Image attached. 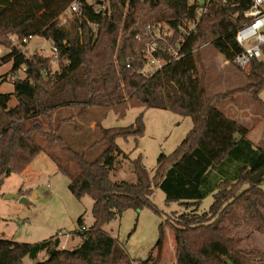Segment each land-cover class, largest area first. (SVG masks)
I'll return each mask as SVG.
<instances>
[{
  "label": "trees",
  "instance_id": "1",
  "mask_svg": "<svg viewBox=\"0 0 264 264\" xmlns=\"http://www.w3.org/2000/svg\"><path fill=\"white\" fill-rule=\"evenodd\" d=\"M74 1L81 2L82 15L61 25L59 16ZM250 5L251 0L213 5L187 40L185 56L146 76L141 71L147 64V44L152 41L148 27L167 24L175 29L184 21L194 20L196 12L185 0H108L107 4L0 0V46L11 50L4 62H12L9 75L0 78V88L26 70L25 78L12 82V94L0 92V186L5 178L22 174L45 154L68 175L69 190L75 198L89 196L94 201V225L86 228L83 217L78 220L81 231L77 235L82 242L76 248L59 249L58 237L37 244L1 239L0 264H23L26 258L35 261L42 253L47 258L36 264H133L126 249L104 227L128 210L159 213L152 201L155 188L164 192L167 203L195 206L167 221L176 241L174 264H264V253L244 248L243 239L235 232L248 217L255 223L256 232L264 236V191L252 182V176L264 167V149L256 148L248 139L249 130L219 109L228 94L208 93L202 57L203 48L211 44L232 64L241 51L235 34L246 22L243 13ZM100 7L104 9L98 12ZM11 36L20 46L30 37L49 40L58 49L59 59L37 54L27 57ZM262 51L263 59L252 62L247 87L235 93L244 91L260 100L264 92V46ZM156 56L166 58L164 52ZM55 62L60 70L52 72ZM12 98L17 99L15 107H10ZM131 100L146 109L189 117L193 124L171 155L159 157L152 178L141 156L131 161L136 184L114 181L111 174L118 158L128 157L117 140L136 138L137 142L144 136L143 113L126 128L106 129L95 121V132L108 146L92 162L86 154L66 145L60 136L61 123L56 122L58 112L64 109H76L82 115L89 107L116 106ZM52 147H59L76 162L80 169L77 177L69 176L61 167L59 157L50 151ZM212 193L210 210L199 213V204ZM164 245L161 225L153 251L156 256L151 254L142 264H160Z\"/></svg>",
  "mask_w": 264,
  "mask_h": 264
},
{
  "label": "rangeland",
  "instance_id": "2",
  "mask_svg": "<svg viewBox=\"0 0 264 264\" xmlns=\"http://www.w3.org/2000/svg\"><path fill=\"white\" fill-rule=\"evenodd\" d=\"M88 3H108V0H87ZM95 31L97 27H93ZM10 39L21 48L15 36ZM13 45V46H14ZM52 43L42 37H35L29 41L27 57L39 54L43 49L50 53ZM11 50L0 46V78L9 75L12 62H4ZM203 62L206 66V84L210 95L228 94V98L219 104V109L229 118L242 124L249 130L248 139L256 148L264 149V92L260 100L252 98L244 91L248 85V71L239 69L236 65L226 64V60L213 45H207L202 50ZM55 62L52 72L59 71ZM18 76L25 78L24 72ZM1 93L14 92L13 83L6 82L0 88ZM134 100L116 106L89 107L83 114L79 110L64 109L58 112L57 123H61L60 136L68 147L78 153L86 154L87 160H97L107 149V144L101 142V134L90 127L93 120L101 122L104 128H126L133 125L137 117L143 113L145 134L143 137L117 140L118 146L128 156L118 158V164L112 171L111 178L117 182L137 183L131 161L142 157V163L152 178L155 174L158 159L161 155H171L183 142L192 129V120L182 117L169 110L146 109L134 104ZM17 105V99L12 98L10 107ZM76 113V114H75ZM75 114V116H73ZM73 116L70 121H62ZM50 151L59 157L61 167L71 177L80 174L79 166L59 147H52ZM71 180L61 172L45 154L38 156L22 174H13L3 180L0 186V240H12L17 243L37 244L52 240L56 237L62 240L59 249L72 250L82 242L77 235L80 230L78 220L83 217L86 228L94 225L92 208L94 201L85 196L81 200L75 198L70 190ZM264 191V182L260 184ZM24 196H21L20 190ZM7 195L18 196V199H6ZM25 198L22 203L20 198ZM152 201L159 213L150 209L141 211L128 210L120 218L113 220L104 227L106 233L116 239L127 251L133 264H142L151 254L160 237V226H164L165 245L160 264H174L176 255V241L174 232L167 221H174L180 214L195 209L179 202H166L164 192L154 189ZM214 202L213 193L204 199L198 207L199 213L210 210ZM264 213V210H263ZM239 238L243 239V247L260 250L264 253V236L256 232L255 223L248 217L242 225L235 229ZM47 258L40 254L37 260L26 258L23 264H36Z\"/></svg>",
  "mask_w": 264,
  "mask_h": 264
},
{
  "label": "built area",
  "instance_id": "3",
  "mask_svg": "<svg viewBox=\"0 0 264 264\" xmlns=\"http://www.w3.org/2000/svg\"><path fill=\"white\" fill-rule=\"evenodd\" d=\"M189 7L196 12L194 20H187L178 25L175 29H171L167 24H161L156 27H148V32L151 34L152 41L147 44L145 50L146 67L141 71L146 76H150L157 71H160L165 65L171 62L180 61L185 54L183 48L189 37L197 31L198 25L202 18L211 13V9L215 4L226 5L233 0H185ZM104 7H100L98 12H101ZM83 13L82 4L80 1H74L68 8L59 16L58 21L61 25H67L72 17H80ZM243 17L246 22L242 24L236 31L235 41L241 48V51L234 57L232 64L236 65L243 71L251 69L254 60L263 59L262 48L264 46V0H251V5L244 11ZM261 23L259 29L255 28L256 23ZM35 37H30L24 40L25 46H21L20 50H27L29 41ZM159 52H164L166 58L161 59L156 56ZM43 49L40 50L39 56L51 58L53 61L59 59V52L56 47L51 46L49 54ZM257 53L260 54L259 58ZM230 64L229 62H225ZM129 67V65H128ZM25 73V68L21 70ZM20 77L15 74L10 80L15 82ZM86 230V229H85Z\"/></svg>",
  "mask_w": 264,
  "mask_h": 264
},
{
  "label": "water",
  "instance_id": "4",
  "mask_svg": "<svg viewBox=\"0 0 264 264\" xmlns=\"http://www.w3.org/2000/svg\"><path fill=\"white\" fill-rule=\"evenodd\" d=\"M100 4H102V2H100ZM121 62H122V66H125V60L123 58V56L121 55ZM264 180V167L261 168L257 173H255L253 176H252V182L255 184V185H259L263 182ZM6 199H18L19 197L18 196H15V195H7L5 197ZM20 201L22 203H26L27 200L25 198H20Z\"/></svg>",
  "mask_w": 264,
  "mask_h": 264
},
{
  "label": "crops",
  "instance_id": "5",
  "mask_svg": "<svg viewBox=\"0 0 264 264\" xmlns=\"http://www.w3.org/2000/svg\"><path fill=\"white\" fill-rule=\"evenodd\" d=\"M72 110H75V109H72ZM95 126H96V122H95V120H93V121L91 122L90 127H95ZM27 170H28V168H27L25 171H27ZM23 193H24V192H23ZM22 196H24V194H23ZM59 239H60V238H59ZM60 245H63L61 239H60Z\"/></svg>",
  "mask_w": 264,
  "mask_h": 264
},
{
  "label": "clouds",
  "instance_id": "6",
  "mask_svg": "<svg viewBox=\"0 0 264 264\" xmlns=\"http://www.w3.org/2000/svg\"><path fill=\"white\" fill-rule=\"evenodd\" d=\"M257 3H259V0H257ZM254 27L255 28H257V29H259L260 27H261V23H256L255 25H254ZM259 56H260V54L259 53H257V57L259 58Z\"/></svg>",
  "mask_w": 264,
  "mask_h": 264
}]
</instances>
